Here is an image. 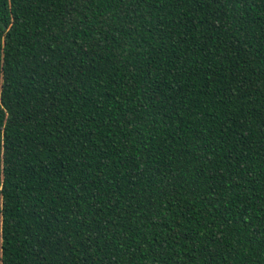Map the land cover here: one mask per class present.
Wrapping results in <instances>:
<instances>
[{"label": "trees", "instance_id": "1", "mask_svg": "<svg viewBox=\"0 0 264 264\" xmlns=\"http://www.w3.org/2000/svg\"><path fill=\"white\" fill-rule=\"evenodd\" d=\"M0 264H264V0H0Z\"/></svg>", "mask_w": 264, "mask_h": 264}]
</instances>
